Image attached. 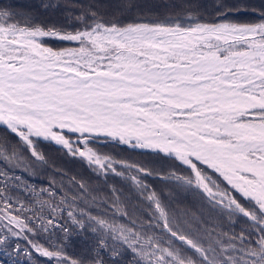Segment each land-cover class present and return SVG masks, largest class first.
Here are the masks:
<instances>
[{
	"label": "snow or ice",
	"instance_id": "snow-or-ice-1",
	"mask_svg": "<svg viewBox=\"0 0 264 264\" xmlns=\"http://www.w3.org/2000/svg\"><path fill=\"white\" fill-rule=\"evenodd\" d=\"M169 7L0 0V264H264V5ZM42 144L141 214L115 185H45Z\"/></svg>",
	"mask_w": 264,
	"mask_h": 264
},
{
	"label": "trees",
	"instance_id": "trees-1",
	"mask_svg": "<svg viewBox=\"0 0 264 264\" xmlns=\"http://www.w3.org/2000/svg\"><path fill=\"white\" fill-rule=\"evenodd\" d=\"M18 3L39 4L41 0H14ZM46 2L56 3L59 2L61 5L65 3V0H46ZM79 3L83 4H93L96 6L100 12L108 14H119L120 12L126 13V9L131 8L133 14L137 11V6H143L147 8H157L163 4H168L169 10H173L171 5L177 4L183 6L186 2H190L194 6H200L199 10L201 13L211 12L213 7L220 2V0H78ZM223 2L228 6H238L241 4L248 6H260L264 5V0H223ZM119 10V11H118ZM177 11L179 9H176ZM160 11H164L161 7ZM251 13H236L234 18L237 19H250ZM41 150L47 157V163L38 169L40 175L39 180H43L44 184L47 185L49 180H55L57 184L61 182L64 184L65 188L71 187V181L73 178L84 179L90 183V186L100 191L95 194L98 196H105L108 194V188L115 185L118 189H122L124 193V198L126 200V206L133 216H139L141 214V208L134 198V194L129 190V187L121 181L119 178L109 177L107 182L101 178L97 180L92 175L91 171L79 160L73 159L70 156L65 155L63 150H60L52 145L42 144ZM103 152L111 153L120 159H127L130 162H143L149 163L151 167L157 169L161 167L167 168L171 162H163L154 157L143 156L131 150L121 149L119 147H113L109 145L102 149ZM149 182L154 184L157 190L163 192L167 191L166 186L160 181L152 180L149 178ZM37 184V187H40ZM75 190V189H73ZM174 208H179V205H173ZM239 228V225H237ZM74 243L69 245L70 252H76L77 255H83L86 253L85 243L76 237H73ZM91 243V241H89Z\"/></svg>",
	"mask_w": 264,
	"mask_h": 264
}]
</instances>
